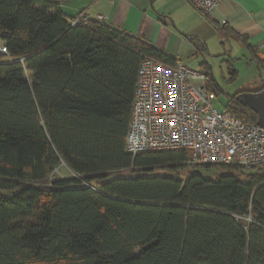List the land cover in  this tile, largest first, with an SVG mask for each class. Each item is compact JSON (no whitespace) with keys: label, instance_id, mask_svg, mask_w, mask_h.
Masks as SVG:
<instances>
[{"label":"trees","instance_id":"16d2710c","mask_svg":"<svg viewBox=\"0 0 264 264\" xmlns=\"http://www.w3.org/2000/svg\"><path fill=\"white\" fill-rule=\"evenodd\" d=\"M59 5L0 0V264H264V168L127 154L141 63L179 61L101 21L73 26ZM240 94L226 109L257 123ZM62 162L81 180L46 184ZM211 167L228 173L197 171Z\"/></svg>","mask_w":264,"mask_h":264},{"label":"built area","instance_id":"2783aa9c","mask_svg":"<svg viewBox=\"0 0 264 264\" xmlns=\"http://www.w3.org/2000/svg\"><path fill=\"white\" fill-rule=\"evenodd\" d=\"M187 1L203 18L213 20L226 0ZM75 18L73 26L91 21L84 12ZM0 56H8L5 46ZM258 58L264 62V52ZM136 78L127 154L181 150L190 153L193 165L264 168V128L245 123L226 108L220 112L216 94L207 87L209 75L180 62L167 66L145 59Z\"/></svg>","mask_w":264,"mask_h":264},{"label":"crops","instance_id":"0c3cea01","mask_svg":"<svg viewBox=\"0 0 264 264\" xmlns=\"http://www.w3.org/2000/svg\"><path fill=\"white\" fill-rule=\"evenodd\" d=\"M53 1L59 2L63 13L70 18L79 17L82 12L91 21L103 17L102 23L148 42L180 64H184L182 55L193 50L195 42L208 40L216 28L228 30L230 34L226 33L231 37L246 38L258 55L264 52L260 48L264 44V0H226L210 22L187 0Z\"/></svg>","mask_w":264,"mask_h":264},{"label":"rangeland","instance_id":"374dc122","mask_svg":"<svg viewBox=\"0 0 264 264\" xmlns=\"http://www.w3.org/2000/svg\"><path fill=\"white\" fill-rule=\"evenodd\" d=\"M207 22H210L207 20ZM212 24V23H209ZM213 28H215L213 26ZM215 34L211 33L205 42H195L193 50L182 55L183 63L196 71H202V66L208 68L209 75L213 80L212 85L217 92L215 106L221 112L227 108L230 98L236 94L249 91L256 92L264 88V70L259 71L257 64L250 61V55L246 46L231 37L226 31L215 29ZM2 43L0 42V49ZM1 62H8L7 56H0ZM238 74L236 78L230 75L231 70ZM198 173L206 179L216 181L228 172L221 168H199ZM156 171L155 173H158ZM152 175V174H151ZM234 175L243 179L239 172ZM129 172L113 174L112 177H129ZM80 179L73 170L69 169L66 163L62 162L60 167L55 168L46 184H51L58 180ZM249 219H242L246 223Z\"/></svg>","mask_w":264,"mask_h":264},{"label":"water","instance_id":"95a60500","mask_svg":"<svg viewBox=\"0 0 264 264\" xmlns=\"http://www.w3.org/2000/svg\"><path fill=\"white\" fill-rule=\"evenodd\" d=\"M245 108L249 107L258 117L257 124L264 128V90L242 93L236 98Z\"/></svg>","mask_w":264,"mask_h":264}]
</instances>
